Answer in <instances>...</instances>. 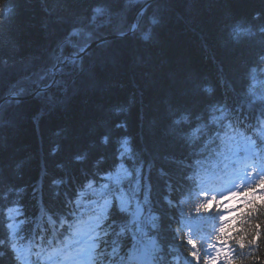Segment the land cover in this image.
I'll list each match as a JSON object with an SVG mask.
<instances>
[{
  "label": "trees",
  "instance_id": "1",
  "mask_svg": "<svg viewBox=\"0 0 264 264\" xmlns=\"http://www.w3.org/2000/svg\"><path fill=\"white\" fill-rule=\"evenodd\" d=\"M219 111L237 128V113L264 117V0H0V264H27L12 220L61 227L101 177L95 203L110 207L88 264H210L185 243L201 221L224 264H264V171L219 230L223 211L187 187L195 166L252 151L233 140L204 157Z\"/></svg>",
  "mask_w": 264,
  "mask_h": 264
},
{
  "label": "water",
  "instance_id": "2",
  "mask_svg": "<svg viewBox=\"0 0 264 264\" xmlns=\"http://www.w3.org/2000/svg\"><path fill=\"white\" fill-rule=\"evenodd\" d=\"M107 39H110V38H107ZM107 39H105V40H107ZM105 40H103V41H105ZM100 43V42H99ZM94 45H96V44H91V45H89L81 54H80V56H82V55H84L91 47H93ZM80 56H78V57H80Z\"/></svg>",
  "mask_w": 264,
  "mask_h": 264
},
{
  "label": "clouds",
  "instance_id": "3",
  "mask_svg": "<svg viewBox=\"0 0 264 264\" xmlns=\"http://www.w3.org/2000/svg\"><path fill=\"white\" fill-rule=\"evenodd\" d=\"M222 242H223V241H222ZM235 243H236V244H239L240 241H239V240H236ZM261 248L264 249V245H261ZM237 259H238V258H237Z\"/></svg>",
  "mask_w": 264,
  "mask_h": 264
},
{
  "label": "rangeland",
  "instance_id": "4",
  "mask_svg": "<svg viewBox=\"0 0 264 264\" xmlns=\"http://www.w3.org/2000/svg\"><path fill=\"white\" fill-rule=\"evenodd\" d=\"M71 59H72V60H75V58H74V57H71Z\"/></svg>",
  "mask_w": 264,
  "mask_h": 264
}]
</instances>
